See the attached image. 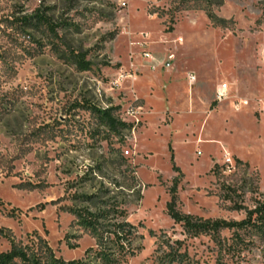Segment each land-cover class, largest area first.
I'll return each mask as SVG.
<instances>
[{"label":"rangeland","instance_id":"1","mask_svg":"<svg viewBox=\"0 0 264 264\" xmlns=\"http://www.w3.org/2000/svg\"><path fill=\"white\" fill-rule=\"evenodd\" d=\"M38 10L50 24H25ZM109 107L132 131L91 110ZM175 179L178 209L203 219L264 200V0H0V253L37 234L84 258L95 240L70 209L98 195L139 226L127 264H264L261 236L230 248L233 231L220 244L175 224Z\"/></svg>","mask_w":264,"mask_h":264},{"label":"trees","instance_id":"2","mask_svg":"<svg viewBox=\"0 0 264 264\" xmlns=\"http://www.w3.org/2000/svg\"><path fill=\"white\" fill-rule=\"evenodd\" d=\"M209 17L217 22L215 16L209 15ZM48 20L46 14L38 10L35 15L25 19L24 22L33 27L37 24L49 23ZM76 64H80L82 71L90 68V63L84 59H77ZM91 110L109 131H132L134 128L133 124L117 118L113 107L92 108ZM237 164H242V162L237 161ZM177 192L178 179H175L174 186L170 190L171 200L167 204V211L175 224L181 225L188 236L210 235L218 242L223 231H233L230 248L237 247L243 242L241 231L251 232L253 236L264 238V200H258L252 209L240 207L239 210H246L247 214L246 219L242 221L213 220L181 212L178 209ZM79 198L89 205L81 209L71 208L70 213L76 217L78 225L95 240V246L85 252L84 258L66 261L57 256L46 239L32 234L28 236L27 241L17 242L11 238V249L0 253V264H127L140 251V247L135 245L141 236L139 226L129 221L127 211L115 201L101 203L98 195H83ZM3 232L0 230V234ZM219 243L221 244V241ZM176 244L181 245L182 242L178 241ZM170 254H178L182 258L180 263L184 262L183 258L187 256V253L179 252ZM172 261L175 262L176 259Z\"/></svg>","mask_w":264,"mask_h":264},{"label":"built area","instance_id":"3","mask_svg":"<svg viewBox=\"0 0 264 264\" xmlns=\"http://www.w3.org/2000/svg\"><path fill=\"white\" fill-rule=\"evenodd\" d=\"M126 6V4L124 5ZM146 60L148 62V65L150 66L151 69L155 70L157 68V65L159 64L158 60L150 54H146ZM133 77L132 75H129L128 78ZM191 81H195L196 77L190 76ZM230 98V89L228 84L223 83L220 86H218L216 90V100L218 102H224ZM248 105V101L242 100L238 103H236V110L240 111L243 109L245 106ZM127 155L129 152L126 153ZM234 167V161L231 157H227L225 160V172H231L232 168Z\"/></svg>","mask_w":264,"mask_h":264}]
</instances>
